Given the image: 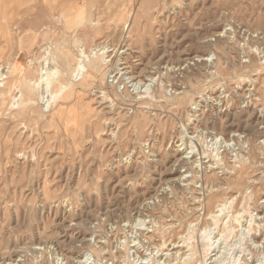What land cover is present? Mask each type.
Wrapping results in <instances>:
<instances>
[{
    "label": "rangeland",
    "instance_id": "1",
    "mask_svg": "<svg viewBox=\"0 0 264 264\" xmlns=\"http://www.w3.org/2000/svg\"><path fill=\"white\" fill-rule=\"evenodd\" d=\"M0 3V65L13 64L0 98V264H204L209 240L205 264H264V0ZM74 38L106 48L94 79L46 110L38 92L11 109L14 81L36 78L45 48L67 75L59 50L74 65ZM232 135L251 150L236 138L224 148ZM238 152L253 160L234 170ZM218 204L219 220L251 213L253 231L231 219L220 238Z\"/></svg>",
    "mask_w": 264,
    "mask_h": 264
},
{
    "label": "bare ground",
    "instance_id": "2",
    "mask_svg": "<svg viewBox=\"0 0 264 264\" xmlns=\"http://www.w3.org/2000/svg\"><path fill=\"white\" fill-rule=\"evenodd\" d=\"M9 1V0H8ZM24 1V0H23ZM18 2V1H17ZM24 3V2H23ZM1 4V3H0ZM16 4V3H15ZM20 4V3H19ZM19 4H17V6H19ZM22 4V3H21ZM14 7H16L14 5ZM11 9V8H10ZM12 14V12L10 13ZM14 15V14H13ZM11 17V16H10ZM13 17V16H12ZM54 20H57L58 17H56L55 15L53 16ZM81 18V17H80ZM123 18V17H122ZM10 19V18H9ZM122 20V19H120ZM119 21V20H118ZM123 22V25H122V29L124 32H128L129 29L131 28V22H132V16L130 14H126L124 19L122 20ZM91 26H94L96 25V20H92L91 22ZM45 28V26H44ZM45 31V30H44ZM15 34H20L19 32H16ZM12 36V35H11ZM223 37V36H222ZM254 37V36H253ZM21 38V37H20ZM32 40V36L29 34V35H26V36H23L22 37V42L24 41H30ZM64 41V40H63ZM62 41V42H63ZM84 39H78V38H74V44L72 43V45H75L76 46V50H77V57H76V61L74 63V65L71 66V63L68 62L69 61V58H70V54L68 51L66 50H62L58 49L60 51V58L63 59V61L67 60L66 64L67 65V70H68V73H66L67 75H65V73L63 74L60 69L57 67V66H54V64L56 63V61H58V58L56 57V54L52 56V52H51V49H46L45 47V50H44V54L46 55L43 59V62H41V65L39 66L38 70L36 71V78L35 79H31V78H24L22 80H19V82L17 81H14V84H13V90L15 91L14 95H12V97L10 96V108L11 109H17L19 112L21 110H23V108H28L29 106H31V102L32 100L30 99V95L31 93L33 92H38L39 95H38V98H40V101H44L45 99V102L43 103V108H45V110L49 107V105L51 104V102L53 100H55L56 98H58V96L60 94H63L65 93L66 91H68L70 89L71 86L74 85V83H77V82H81V84L79 86H81L82 84L85 83V81L87 80H91V79H94V71H95V65L96 64H93L94 61H99L100 63H102V65H105V61L103 60V58L100 57V55L103 54V52H106V48L105 47H94L92 49H90L88 52L86 51V48H85V45H84ZM49 48V47H48ZM55 52V50H54ZM53 52V53H54ZM254 52V51H253ZM105 58V57H104ZM107 60V59H106ZM41 61V60H40ZM104 62V64H103ZM64 66V65H63ZM61 68V66H60ZM12 69H13V64L11 63H7L6 65H0V98L3 97V92H4V88L5 87H9L11 82L10 81V78H11V74H12ZM64 69V68H63ZM65 70V69H64ZM153 80H149V82H152ZM17 82V83H16ZM136 84H139V83H136ZM4 85H6L4 87ZM264 86V82L262 84ZM143 86H146L148 87L146 84H144ZM54 87H57L58 88V92L53 94V88ZM150 87V85H149ZM146 90V89H145ZM148 90V89H147ZM146 90V91H147ZM252 92V90H251ZM250 92V93H251ZM11 93V92H10ZM9 93V94H10ZM77 92L75 91V88L71 91H69L66 95H65V100H68L70 99L71 97H73ZM37 95V94H35ZM45 95H48L45 97ZM83 96V95H81ZM80 96V97H81ZM255 97V96H254ZM36 98V97H34ZM79 102H82L81 101V98H79ZM256 99V97H255ZM259 99V98H257ZM84 105V104H83ZM78 106V105H77ZM79 107V106H78ZM85 107V106H84ZM67 108V107H65ZM75 108H76V103H75ZM69 109V107L67 108V110ZM44 110V111H45ZM82 111V109H80ZM40 111L43 113L44 111L42 110V107H40ZM57 111V110H56ZM87 111V110H86ZM60 112V111H59ZM65 112V111H63ZM63 112H61L60 114H62ZM67 112H70V111H67ZM79 112V111H78ZM83 112L85 113V110H83ZM81 112H79L78 114H80ZM55 114V113H54ZM77 114V115H78ZM59 116V115H58ZM63 116V115H62ZM70 116V115H69ZM69 116L65 117L66 118H69ZM82 116V113L81 115ZM84 116H86L84 114ZM73 117V115H72ZM54 118V117H53ZM62 118V117H61ZM65 118V119H66ZM71 118V117H70ZM82 118V117H81ZM80 118V119H81ZM264 118V116H263ZM58 119V118H57ZM64 119V118H63ZM62 119V120H63ZM61 120V121H62ZM67 120V119H66ZM64 120V121H66ZM70 120V119H69ZM68 120V122H69ZM77 120V119H76ZM75 120V121H76ZM82 120V119H81ZM60 121V120H59ZM71 121H74V120H71ZM53 122H55L53 120ZM63 122V121H62ZM67 122V121H66ZM67 122V123H68ZM60 123V122H59ZM65 123V122H64ZM74 123V122H73ZM66 124V123H65ZM78 124V123H77ZM76 124V125H77ZM67 125V124H66ZM79 125V124H78ZM76 128V127H75ZM97 128V127H96ZM95 128V129H96ZM78 129V128H77ZM77 129L75 131H77ZM74 130V129H73ZM97 130V129H96ZM70 133H73L75 134V132H71ZM78 133V131L76 132ZM256 133V132H255ZM255 133L253 132V136H255ZM72 134V135H73ZM217 137V136H216ZM238 135H232L231 136V139L228 140V141H223L224 143V148H228V151L230 150V147H231V140H233L234 138H236V144L235 145H238L240 147L241 150H243V145H247L246 147L251 150V146H249V143H250V138L248 135L244 136L242 139V141L240 142L239 139H238ZM219 138V136H218ZM218 138H214V140L217 141ZM207 139V138H206ZM221 139V138H219ZM253 139V138H252ZM224 140V139H223ZM214 142V143H217V142ZM220 141V140H219ZM211 142V140H210ZM222 143V142H221ZM259 144L261 145H264V139L259 141L258 142ZM246 148V149H247ZM261 150V149H260ZM216 154L214 157H217V160H218V163H223L224 164V159L226 157V155H224V157L222 156L221 158H218V154H219V151L216 150ZM246 150H244L245 152ZM7 152V150H6ZM8 153V152H7ZM223 153V152H222ZM6 155V154H5ZM22 155V154H21ZM20 155V157H21ZM19 157V156H18ZM234 158V164L232 165V168L235 170V165L238 163L239 164V167L240 166H243V165H246L248 164L249 162H251L250 160L253 158L252 157H245V155H243V153L241 152H238V153H235V155L232 156ZM216 159V158H215ZM228 183V182H227ZM248 191V190H247ZM235 199V198H234ZM232 201V200H231ZM231 205H232V202H230ZM229 204V202L227 201L226 202V205ZM226 205H219L216 206V211L215 212H209V216H210V219L214 222V226H215V229L217 230V234L220 238H222L223 234L225 232H228L230 231L229 229V226L228 224L230 223V220L232 219L235 223L237 224H240V218H246L245 220V224H247V227L244 228V232L246 231L247 234H250L252 231H253V217L251 216L252 214L247 212L246 210L242 211V213H238L236 214V216H230L229 215H226L224 216L223 214V218L219 220V218H221V213H223L224 211V207ZM228 207V206H227ZM230 208V207H229ZM238 211V210H237ZM220 213V214H219ZM219 214V215H218ZM249 217V218H247ZM249 220V221H247ZM140 221V220H138ZM219 221L221 222V224L219 225V228H218V223ZM146 222V221H145ZM243 224V223H242ZM221 226H223V228L221 229ZM132 227V226H131ZM145 227V226H144ZM156 227V226H155ZM133 230V229H132ZM142 230V229H141ZM150 230V229H149ZM207 230V229H206ZM213 230V229H211ZM210 230V231H211ZM184 237V236H183ZM218 237V241L221 240L219 239ZM214 243H211V241H207L204 245V252H205V256L204 258L206 259L207 258V253L209 251H211L212 247H213ZM215 250H213L212 252H214ZM179 253V252H178ZM210 255V254H209ZM216 257V255H213V257ZM88 257V256H87ZM176 257V256H175ZM83 259H85L83 257ZM87 259V258H86ZM205 259H204V264H205ZM208 260V259H207ZM210 260V259H209ZM17 261V260H16ZM143 261H145V259H143ZM21 261L18 260L17 263H20ZM84 261H79V264H83ZM214 263V262H212ZM210 263V264H212ZM27 264V263H26ZM199 264H203L202 262H200ZM215 264V263H214ZM232 264H236V263H232Z\"/></svg>",
    "mask_w": 264,
    "mask_h": 264
}]
</instances>
